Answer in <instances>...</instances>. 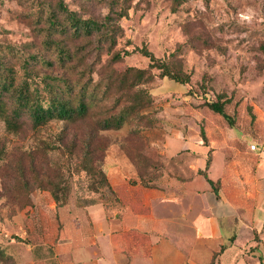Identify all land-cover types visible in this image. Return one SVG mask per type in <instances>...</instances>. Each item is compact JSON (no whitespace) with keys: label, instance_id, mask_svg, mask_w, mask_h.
<instances>
[{"label":"rangeland","instance_id":"obj_1","mask_svg":"<svg viewBox=\"0 0 264 264\" xmlns=\"http://www.w3.org/2000/svg\"><path fill=\"white\" fill-rule=\"evenodd\" d=\"M57 1L0 0V53L11 59L9 49L25 55L43 49L39 29L44 20L39 14L48 15ZM65 1L84 17L100 18L111 5V0ZM129 2L126 16L118 21L122 34L115 48L128 54L115 67H147L150 59L140 51L147 47L190 74L191 81L161 79V70L152 69L155 82L148 87L156 100L149 116L94 136L93 156L107 172L117 161L127 165L125 157L134 151L162 164L156 142L164 140L166 127L178 116L194 117L207 140L208 133L213 136L222 128L264 136V0H186L176 11L174 0ZM20 64H15L19 74ZM219 97L226 99L229 120L207 106ZM188 124L192 128L194 123ZM87 126L89 121L52 120L34 128L26 121L15 132L0 117V264H57L54 256L67 234L66 216L80 218L78 212L90 200L103 197L80 168L91 133ZM49 179L58 185L59 194L68 196L64 206L57 205Z\"/></svg>","mask_w":264,"mask_h":264},{"label":"crops","instance_id":"obj_2","mask_svg":"<svg viewBox=\"0 0 264 264\" xmlns=\"http://www.w3.org/2000/svg\"><path fill=\"white\" fill-rule=\"evenodd\" d=\"M237 131L205 144L194 117H176L156 142L167 165L159 187L132 184L134 166L117 161L108 178L119 209L66 216L57 264H264V136Z\"/></svg>","mask_w":264,"mask_h":264},{"label":"trees","instance_id":"obj_3","mask_svg":"<svg viewBox=\"0 0 264 264\" xmlns=\"http://www.w3.org/2000/svg\"><path fill=\"white\" fill-rule=\"evenodd\" d=\"M183 1L186 0H174L173 10L176 11ZM129 7V0H111L104 16L84 17L65 0H58L48 15L39 14L40 20H44L39 29L44 34L43 49L27 55L9 49L11 59L0 53V117L9 130L18 132L26 121L34 128L52 120L66 124L89 121L87 127L91 133L80 168L93 181L92 189L103 197L90 200L84 207L101 204L108 216L119 209L120 199L101 160L93 156L94 136L100 131L119 130L128 121L149 116V109L156 100L148 87L155 82L153 68L161 70L158 78L166 77L180 83L191 81L190 74L163 61L147 47L140 49L150 59L147 67L129 66L122 71L115 67V63L123 61L128 54V51L122 54L115 48L122 34L118 21L126 16ZM105 55H109L106 60ZM13 57L17 61L12 62ZM18 60L21 74L15 67ZM207 106L229 120L226 99L219 97L216 101H208ZM201 137L208 144L203 129ZM161 156L163 163L158 166L149 156L136 151L127 153L126 157L136 170L129 181L145 188L159 187L167 170L164 155ZM210 162L208 158L206 168ZM139 167L144 168L142 173ZM200 173L207 177L206 170ZM208 180L217 192L215 182L211 178ZM47 182L57 205L64 206L68 196L59 194L56 183L50 179Z\"/></svg>","mask_w":264,"mask_h":264},{"label":"built area","instance_id":"obj_4","mask_svg":"<svg viewBox=\"0 0 264 264\" xmlns=\"http://www.w3.org/2000/svg\"><path fill=\"white\" fill-rule=\"evenodd\" d=\"M250 147H251V149H255V145H251Z\"/></svg>","mask_w":264,"mask_h":264}]
</instances>
